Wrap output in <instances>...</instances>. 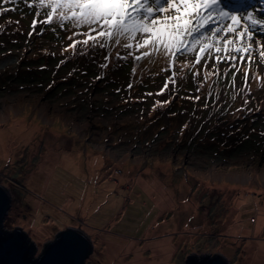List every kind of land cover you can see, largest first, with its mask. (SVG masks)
I'll return each instance as SVG.
<instances>
[{
    "label": "rangeland",
    "instance_id": "rangeland-1",
    "mask_svg": "<svg viewBox=\"0 0 264 264\" xmlns=\"http://www.w3.org/2000/svg\"><path fill=\"white\" fill-rule=\"evenodd\" d=\"M224 4L261 7L260 0ZM0 7L6 10L0 62H14L0 67V185L11 197L5 229L21 227L37 257L58 231L81 227L93 243L83 264H186L191 253L217 252L229 264H264V62L258 52L239 71L222 61L217 72L214 50L206 65L181 69L194 60L189 54L168 69L147 46L81 45L85 26L33 27L43 10L38 14L23 0ZM73 39L77 45L69 49ZM104 43L112 53L102 69ZM117 52L145 58L133 72L132 57L121 61ZM173 74L175 93L171 81L159 93ZM157 99L170 102L153 109ZM240 106L255 111L241 130L238 122L223 121Z\"/></svg>",
    "mask_w": 264,
    "mask_h": 264
},
{
    "label": "snow or ice",
    "instance_id": "snow-or-ice-1",
    "mask_svg": "<svg viewBox=\"0 0 264 264\" xmlns=\"http://www.w3.org/2000/svg\"><path fill=\"white\" fill-rule=\"evenodd\" d=\"M12 2L15 3L16 0ZM260 2L258 10L255 4L243 10L240 7L229 10L224 0H23L24 5L34 7L38 14L43 10V21L33 18V27L39 25L41 30L48 24L63 27L65 22L77 28L85 26L88 31L83 33L84 39L79 43L87 44L89 48L96 47L99 40H124L126 43L122 47L125 50L147 46L149 52L162 56L168 69H174L176 61L189 54L194 56V60L182 62L181 69L201 62L206 65L214 50L216 64L213 67L217 72L222 61L239 71L241 62H256L253 55L257 52L259 61L264 62V37L258 36L259 32H264V0ZM5 11L0 7V13ZM242 20L244 23H241ZM207 25L212 27L206 29ZM33 34L32 31L28 33L29 36ZM76 45L77 41L73 39L67 47L73 49ZM99 46L110 51L107 43ZM129 56L132 57L134 72L145 54L133 56L132 52H128V56H121L117 52L116 59L126 61ZM108 59V55H105L104 61ZM223 71L227 74L229 69L225 67ZM248 71V67H245V80ZM197 75L198 73H193L194 78ZM208 75L206 71L205 79ZM234 77L235 72L233 81ZM102 78L103 74L94 80ZM176 80L175 74L168 76L159 93H165L170 81L175 93ZM52 86L51 83L48 85L49 88ZM128 87L130 89L132 85L129 84ZM192 99L199 100V97L194 96ZM169 102L157 99L152 108H163Z\"/></svg>",
    "mask_w": 264,
    "mask_h": 264
},
{
    "label": "water",
    "instance_id": "water-1",
    "mask_svg": "<svg viewBox=\"0 0 264 264\" xmlns=\"http://www.w3.org/2000/svg\"><path fill=\"white\" fill-rule=\"evenodd\" d=\"M10 193L0 185V264H83L93 250L91 237L81 227H66L44 242L41 252L34 256L36 245L19 226L13 230L3 227V219L10 207ZM186 264H229L220 252L191 253Z\"/></svg>",
    "mask_w": 264,
    "mask_h": 264
},
{
    "label": "trees",
    "instance_id": "trees-1",
    "mask_svg": "<svg viewBox=\"0 0 264 264\" xmlns=\"http://www.w3.org/2000/svg\"><path fill=\"white\" fill-rule=\"evenodd\" d=\"M91 43V42H90ZM43 54L45 53H47V54H49V52L48 51H46V52H42ZM111 53L112 52H109V54H107V50H106V55H108V57H109V59H110V57H111ZM105 55H103V57H104ZM109 59L107 60V61H104V63H103V65L105 66H107V65H109L110 63H109ZM104 66L102 67V69H104ZM176 66V65H175ZM175 68V67H174ZM102 71V70H101ZM71 77H72V75H71ZM175 105H177V101H175V102H173V104L172 105H170V108L171 109H173V108H175ZM239 108V110L238 109H234L233 111H231L232 113L230 114V116H228V117H224L223 119V121L224 122H226L228 125H235L237 122L239 123L238 124V129L239 130H241L242 128H243V126H244V124H246V122H248L249 120H252V118L254 117V110H248V109H244L243 108V106H240V107H238ZM175 115V113H172L171 111H169V113H168V118H169V120H170V122L171 121H176V117L174 116ZM222 120V119H221ZM241 122V123H240ZM226 126L225 125H223V126H220L219 128H221V129H223V128H225Z\"/></svg>",
    "mask_w": 264,
    "mask_h": 264
},
{
    "label": "bare ground",
    "instance_id": "bare-ground-1",
    "mask_svg": "<svg viewBox=\"0 0 264 264\" xmlns=\"http://www.w3.org/2000/svg\"><path fill=\"white\" fill-rule=\"evenodd\" d=\"M7 63H14V62H10L9 60H5L3 62H0V67L5 66Z\"/></svg>",
    "mask_w": 264,
    "mask_h": 264
}]
</instances>
